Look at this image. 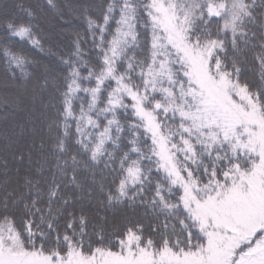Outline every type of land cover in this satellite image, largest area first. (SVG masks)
<instances>
[{
	"label": "snow or ice",
	"instance_id": "snow-or-ice-1",
	"mask_svg": "<svg viewBox=\"0 0 264 264\" xmlns=\"http://www.w3.org/2000/svg\"><path fill=\"white\" fill-rule=\"evenodd\" d=\"M0 264H264V0H0Z\"/></svg>",
	"mask_w": 264,
	"mask_h": 264
}]
</instances>
